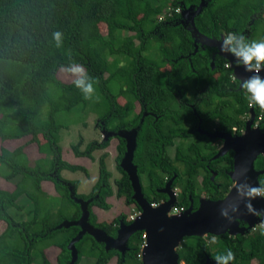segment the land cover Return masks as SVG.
Masks as SVG:
<instances>
[{
	"label": "trees",
	"instance_id": "trees-1",
	"mask_svg": "<svg viewBox=\"0 0 264 264\" xmlns=\"http://www.w3.org/2000/svg\"><path fill=\"white\" fill-rule=\"evenodd\" d=\"M263 16L264 0H0V140L30 135L38 143L39 135L44 142L38 151L45 155L29 166L21 147L12 151L0 147V177L13 183L11 191L0 189V221L5 225L0 233V264H32V255L41 264H49L43 249L51 246L59 250L57 264H79L83 255L93 258L94 264H107L113 256L116 264H140L137 256L142 232L128 238L122 253L105 250L103 244L84 234L74 243L76 259L72 263L67 244L79 229L57 228L80 217L75 200L87 203V222L109 237H115L119 223H130L123 214L97 223L91 211L92 207H109L105 200L112 191L104 163L106 153L98 158V177L86 195L76 193L77 181L60 175L63 170L86 175L83 167L61 160L60 127L54 121L60 112L88 106L72 83L55 78L69 57L98 80L95 87L101 98L95 108L100 132H135L132 164L139 182L141 177L146 179V185L140 187L148 203L165 201L166 195L159 190L173 178L170 187L180 188L174 205L186 210L191 202L195 210L196 177L200 174L201 191L207 199H222L232 185L228 177L232 152L215 158L211 136L214 132L239 135L249 111L257 129L263 131L264 111L249 106L240 82L227 66L230 54L221 53L217 43L228 32L242 34L248 41L264 40ZM99 24L105 25V36L100 34ZM54 31L64 34L60 49L52 43ZM153 49L157 61L148 56ZM231 61L237 65L234 57ZM112 85L117 88L115 95L110 93ZM118 97L124 100L121 106ZM134 102L141 105L140 113H133ZM44 107L46 118L42 120ZM114 137L119 139L115 161L121 175L115 181V196L140 211L119 167L125 152L122 138L109 136L88 144L82 152L76 147L71 151L75 157L93 160L91 153L104 150ZM174 140L180 142L170 159L166 150ZM253 168L263 171L257 181L264 186V153L255 159ZM208 170L222 180L218 185L209 180ZM42 181L52 184L58 201L75 209L70 220H64L60 207L56 214L51 211L50 196L40 190ZM24 200L33 203L34 212L29 220L15 222L7 211L20 210L22 206L17 204ZM238 226L245 227L241 222ZM228 250L235 255L231 264H251L252 260L264 264V234L247 231L235 236L185 237L176 252L179 264H202Z\"/></svg>",
	"mask_w": 264,
	"mask_h": 264
},
{
	"label": "water",
	"instance_id": "water-1",
	"mask_svg": "<svg viewBox=\"0 0 264 264\" xmlns=\"http://www.w3.org/2000/svg\"><path fill=\"white\" fill-rule=\"evenodd\" d=\"M181 15L186 17L183 12ZM191 20V19H190ZM220 42L217 43L220 47ZM225 54V53H224ZM228 55V54H227ZM232 56H229V65L233 70V77L239 82L246 79L251 73L244 71L242 66L232 64ZM264 77V70L260 73ZM251 120L245 122L243 134L231 135L228 133L215 132L212 137L219 138L223 145L215 158L222 156L228 151L232 152V168L228 177L233 183L222 199L208 200L199 199L198 206L192 210L190 202L188 208L179 215H167L169 209L174 205V198L171 194L170 184L172 179L167 181L164 187L159 190L166 195V200L157 207H150L149 203L141 194V187L136 173V167L132 164L133 151L135 148V132L128 133H102L105 140L109 136H117L125 141V152L119 162V167L126 174L132 189L131 199L139 208L140 213L136 219L129 224L119 223L115 237H109L101 230L92 227L87 222V203L75 200L80 207V217L76 221L62 222L57 228L78 227L79 231L67 244L70 251L71 262L76 259L74 243L87 234L94 241L103 244L104 249H115L123 252L128 238L135 232H142L145 235V244L141 249V264H179L176 248L185 237H205L206 235L229 236L243 235L249 231L254 224L264 221V197H256L251 200V207L255 214H250L242 199L237 193L240 184L251 186L258 185V177L263 171H256L253 168L255 159L264 153V130L252 129L253 114ZM242 133V132H241ZM233 207L238 208L232 213ZM222 210H228L232 221L229 222L221 216ZM239 222L245 227H239ZM202 264H215L214 260L206 259Z\"/></svg>",
	"mask_w": 264,
	"mask_h": 264
},
{
	"label": "rangeland",
	"instance_id": "rangeland-1",
	"mask_svg": "<svg viewBox=\"0 0 264 264\" xmlns=\"http://www.w3.org/2000/svg\"><path fill=\"white\" fill-rule=\"evenodd\" d=\"M264 17V16H263ZM162 17L159 16V20H161ZM98 29L101 35L105 36L106 34V28L105 25L103 24H99L98 25ZM128 35H130L128 33ZM261 39H257L256 41H259ZM135 43H137V41H135ZM163 47L168 50L169 49V45L167 43L163 44ZM149 52L146 53V55H148ZM148 56H151V58L155 61H157L159 59V57L157 56V53L154 51V49L152 51H150V54ZM227 66H229V64H227ZM55 78L60 81L61 83L64 84H70L71 82V78L67 77L64 73H62L60 71V68L57 69L56 73H55ZM117 91V88L115 85H112L110 87V93L112 95H115ZM96 95L99 97V99L101 98L100 93H96ZM99 99H93L92 101H88V106L84 108H80V106L75 107L73 110H71L68 113H58L55 115V124L58 125L60 127L59 131H58V145L60 147V158L63 162H66L68 164L71 165H78L83 167L86 170V175L84 173L81 172H68V171H61L60 175L62 178L70 180V181H77L78 182V186L76 188V193L79 195H86L90 192L92 186L94 185V183L97 180L98 177V166H97V161L100 155H102L103 153L107 154V157L104 159V163H105V167L106 170L110 173V177L108 179L112 194L110 197L106 198V203L108 204V209L107 210H102L100 208L97 207H92L91 211L92 213L95 215L96 217V222L97 223H101V222H109L112 219H114L115 217H118L120 214H123L126 218V221H133L134 219H136L138 217V211L135 209V207L131 204V205H127L124 202L123 198H118L115 196L116 194V185H115V181L118 180L121 175L120 173L116 170V155H117V150H116V146H117V141L115 139H111L108 142V146L104 149V150H100V151H94L93 153H91V156L93 157V160H89L87 158H83V157H75L71 151L72 147H76L78 152H82L84 151L85 147L92 143V142H97L100 143L104 136L102 135V133L100 132L97 123H98V112L95 108L96 105V101H98ZM116 102L118 105H123L124 100L120 97H118L116 99ZM134 110L137 111L138 108L135 104L134 106ZM46 111H47V107L43 108L42 111V117L41 119H45L46 118ZM14 120H19L18 117H14ZM251 120V113L249 111V113L246 115L245 117V122H249ZM257 122H253L252 121V125L251 128L252 129H257ZM243 134V131L242 133ZM37 140L38 143L33 142L31 140V136L30 135H26L23 137H20L18 139H12V140H4L1 141L0 140V147H2L1 145L3 144V142L5 143H9V147L10 149L14 150L18 147L22 148V151L24 150L25 153L28 156V163L29 166H33V163L38 160V159H43L45 157V155L40 154L38 151V146L43 144V139L41 138V136H37ZM180 141L178 140H174V144L172 147L167 148L166 150V154L167 156L172 159L173 155H174V148L175 146L179 143ZM186 143L188 144V140H186ZM216 143L218 144V149H220L222 147V145H220V141H216ZM26 157V156H25ZM50 159L47 160V162ZM177 166V169L179 171L182 170L181 165L175 164ZM201 174L197 175L196 177V188H197V193H198V200L199 199H207V194L204 193L203 191H201ZM212 176H209V180H211L212 182H214L215 184H219L222 180H220V178H217L215 180H212ZM1 178V177H0ZM0 184L5 185L8 189V191L13 190V183H8L6 181H4L2 178L0 179ZM141 184L143 186L146 185V179L144 177H141ZM233 185V183H232ZM40 186V190L44 193H46V195H49L50 198L47 201H51L52 203V209L51 211L53 213L56 214L57 209L60 207L62 214H63V218L64 220H70V218L72 217L75 209L70 206L69 204H66V202H60L58 201V199L56 198V193L53 189V186L50 182L47 181H42L39 183ZM171 194L174 198V204L176 203V199L178 197V195L180 194V188L179 187H175L173 189H171ZM48 203V202H47ZM17 205L22 206L20 210H17L15 208H10L7 213L8 215L12 218L13 221L15 222H21V221H27L30 219V217L32 216L34 210V206L33 203H31L30 201H21L20 203H18ZM174 206V205H173ZM172 206V207H173ZM171 209V208H170ZM169 209V210H170ZM169 212V211H168ZM167 215H169L167 213ZM132 218V219H131ZM5 225L3 222L0 221V233L3 231ZM249 233H259V234H264V221H259L258 223L254 224L253 227L249 230ZM142 235H144V233H142ZM141 244L139 246H144L145 244V235H144V240L141 239ZM212 241V240H211ZM141 247L139 248V253L137 256V261L141 264ZM177 250V248H176ZM43 253L45 256V259L47 260V262L49 264H57L56 262V256L59 253V250L55 247H46L43 249ZM33 256V262L32 264H41V260L38 257L34 258ZM79 264H94V259L91 257H87L85 255H83L81 257V259L79 260ZM107 264H115V259L111 258ZM182 264V263H180ZM251 264H257L256 261L252 260Z\"/></svg>",
	"mask_w": 264,
	"mask_h": 264
},
{
	"label": "clouds",
	"instance_id": "clouds-1",
	"mask_svg": "<svg viewBox=\"0 0 264 264\" xmlns=\"http://www.w3.org/2000/svg\"><path fill=\"white\" fill-rule=\"evenodd\" d=\"M52 43L55 48L63 47L64 34L61 31L52 33ZM220 52L230 54L234 57L238 66H242L244 71L251 73L246 79L240 81V89L245 95L250 107H258L264 111V77L260 73L264 70V40L248 41L242 34L228 32L224 35L220 42ZM60 71L67 77L71 78L73 86L80 92L83 99L92 101L99 99L96 95L95 84L98 80L91 77L88 70L83 64H79L69 57L67 65H61ZM238 195L247 201L245 207L250 214H255V210L251 207V200L256 197H264V186H251L240 184L237 187ZM232 213H236L238 208L233 207ZM221 216L229 222L232 217L228 210H222ZM215 237L213 240L215 241ZM235 259V255L231 250L214 257L215 264H231Z\"/></svg>",
	"mask_w": 264,
	"mask_h": 264
},
{
	"label": "flooded vegetation",
	"instance_id": "flooded-vegetation-1",
	"mask_svg": "<svg viewBox=\"0 0 264 264\" xmlns=\"http://www.w3.org/2000/svg\"><path fill=\"white\" fill-rule=\"evenodd\" d=\"M229 67H230V65H229ZM135 104H136V106H137V108H138V110L137 111H135L134 110V106H135ZM121 106V105H120ZM140 110H141V105L139 104V102H134L133 103V113H135V114H137V113H140ZM243 131V130H242ZM215 133V132H214ZM240 134H241V132H240ZM239 134V135H240ZM111 139H115L116 141H117V145H118V138H116V137H114V138H111ZM110 139V140H111ZM216 141H220V145H222L223 144V141L221 140V139H219V138H216V137H212L211 136V144H212V146L213 147H215V149H216V153H218L219 152V150L221 149H218L219 147H218V144L216 143ZM218 147V148H217ZM175 149V148H174ZM222 167H224V164H220V168H222ZM208 173H209V176L210 175H213L212 176V180H215V178H216V172H214V171H212V170H208ZM226 173V175H227V172H225ZM171 179H173V178H171ZM171 179H169V180H171ZM168 180V181H169ZM221 180V179H220ZM211 181V180H210ZM212 182V181H211ZM140 183V182H139ZM213 184H215L214 182H212ZM141 184V183H140ZM217 185V184H216ZM140 186H143L142 184L140 185ZM172 188L170 187V190H171ZM161 202H163V201H161ZM114 238V237H113ZM112 258H114L115 259V264L117 263V257L116 256H113Z\"/></svg>",
	"mask_w": 264,
	"mask_h": 264
},
{
	"label": "built area",
	"instance_id": "built-area-1",
	"mask_svg": "<svg viewBox=\"0 0 264 264\" xmlns=\"http://www.w3.org/2000/svg\"><path fill=\"white\" fill-rule=\"evenodd\" d=\"M175 12H178V10H175ZM159 203H149V206L154 208V207H157ZM184 210L181 208V207H176L175 205L173 207H171V209L169 210L168 214L169 215H179L180 213H182ZM139 215L140 211L137 212ZM132 219V218H131ZM141 239L144 240V235H141ZM142 248V246H139V248Z\"/></svg>",
	"mask_w": 264,
	"mask_h": 264
},
{
	"label": "crops",
	"instance_id": "crops-1",
	"mask_svg": "<svg viewBox=\"0 0 264 264\" xmlns=\"http://www.w3.org/2000/svg\"><path fill=\"white\" fill-rule=\"evenodd\" d=\"M6 141V140H5ZM8 141V140H7ZM9 144V143H8ZM7 143L3 142V144L1 145L3 148H5L8 151H12V149H10L9 145ZM23 154L26 156V158L28 159L27 154L25 153V151L23 150ZM1 179V178H0ZM0 189L4 190V191H8L7 187L5 185L0 184Z\"/></svg>",
	"mask_w": 264,
	"mask_h": 264
}]
</instances>
